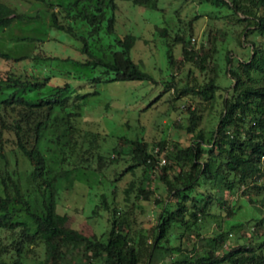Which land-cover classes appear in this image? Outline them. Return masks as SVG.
Here are the masks:
<instances>
[{"label":"trees","instance_id":"trees-1","mask_svg":"<svg viewBox=\"0 0 264 264\" xmlns=\"http://www.w3.org/2000/svg\"><path fill=\"white\" fill-rule=\"evenodd\" d=\"M27 1L28 10L18 11L0 0V262L22 264L29 257L35 258V264H139L137 245L145 239L126 226L127 211L108 202L101 192L96 207L100 204L108 211V227L99 234H86L68 222L65 211L57 210L56 195L59 181L69 178L73 170L92 172L104 161L103 154L96 153L97 167L87 162L96 152L99 132L82 131L73 123L81 114L82 98L98 89L80 93L70 79L89 85L156 80L130 56L136 36L114 31L116 0ZM130 1L150 8H156L157 2ZM203 1L227 8L242 24L243 38L238 40L249 43L248 52L242 56L225 49L228 86L221 88L213 75L203 82L192 75V83L178 86L172 74L163 85L176 93L199 95L209 108L218 104L213 124L205 131L196 127L200 115L187 106L183 127L191 135L185 146L172 145L163 151V139L149 143L141 137H115L129 153L128 163L115 177L133 173L138 166L148 173L159 163L161 152L167 160L158 174L167 197L154 198L160 210L151 227L145 264H264V214L206 236L199 231L201 221L214 215L209 211L213 200L229 216L238 207L227 200L230 194L239 189L251 203L249 194L264 190V0ZM154 27L167 35L166 26ZM176 30L171 40L181 42V58L200 71L206 69L210 53L200 54L184 36L185 30ZM59 32L68 39L61 40ZM50 39L62 42L69 51L45 48ZM25 43H31V48L21 51ZM165 52L172 62L168 42ZM111 150L124 153L115 145ZM75 153L80 161L62 167ZM133 189L130 180L123 188L124 201ZM135 190L137 199H148L151 192L142 180ZM173 228L178 230L174 235L178 244L167 243ZM194 236L205 240L199 253L194 252L195 243L186 246ZM172 252L175 255L170 256ZM155 255L160 260L152 262Z\"/></svg>","mask_w":264,"mask_h":264},{"label":"rangeland","instance_id":"rangeland-1","mask_svg":"<svg viewBox=\"0 0 264 264\" xmlns=\"http://www.w3.org/2000/svg\"><path fill=\"white\" fill-rule=\"evenodd\" d=\"M3 1L18 11L28 10L30 4L27 0ZM116 3L114 31L120 34L130 32L136 36L130 56L140 69L148 72L156 81L129 79L89 85L84 80L70 79L76 91L80 93L94 87L98 89L97 93L87 94L82 98L84 101L79 108L81 114L74 118L73 123L82 131L99 132L96 152L89 156L87 162L97 167L96 153L103 154L104 161L100 168L97 167L92 172L75 169L74 175L59 181L56 206L58 211H65L68 214V222L73 227L86 234L91 232L99 234L108 227V211L100 204L96 207L99 203V194L104 193L108 202L112 201L117 208L127 211L126 226L130 232L143 235L145 242L137 245L141 248L138 261L139 264H145L151 241V227L156 223L160 210V204H156L154 198L164 200L167 197L164 185L158 179V174L162 172L161 164H167V160L157 163L148 173L143 174L142 168L138 166L133 173L125 171L116 178V173L128 163L129 153L127 146H120L115 137L121 135L141 137L149 143L163 139V151L172 145L185 146L190 142L191 135V132L183 127L188 115L187 106L200 115L196 127L205 131L212 126L216 113L214 110H218L219 105L216 104L214 109L209 108V104H205L199 95L176 93L172 87L166 90L163 85L165 80L172 74L173 81L179 86L186 81L192 83V75L197 82H203L208 76L213 75L221 88L228 86L230 78L225 71L224 51L227 48L233 54L246 56L249 43L245 42L243 45L239 43L238 39L243 38L239 33L242 24L235 22L227 8H216L203 0H157L156 8L134 5L130 0H116ZM154 25L166 26L167 35H161ZM177 28L185 30L184 36L189 38L191 46L197 48L200 54L210 53L207 68L203 71L181 58V42L171 40ZM59 37L61 40L68 39L61 32ZM166 42L169 43L172 62H169L166 56ZM52 46L56 49L54 47L52 49ZM44 47L51 48L53 52H57V49L65 53L69 51L62 42L51 39L45 41ZM30 48L31 43H25L21 51ZM57 79L59 82L64 80L63 77ZM113 145L124 153L117 154L111 150ZM162 153L157 156L159 160L164 157ZM110 157L115 160L109 161ZM77 161H80V158L75 153L67 157L62 167H71ZM170 173L168 171V176ZM130 180L134 182V189L130 191L128 201H124L123 188ZM140 180L144 182L146 188L151 189L148 199L134 197L135 185ZM249 195L252 198L251 203L245 201L246 195L239 189L228 196L230 204L238 205L229 216H226L222 207L213 200L209 211L214 215L201 221L200 235L206 236L219 228H226L241 221H251L263 215L264 190ZM93 208L95 212H92ZM248 224L246 223L247 226ZM246 225L243 227L246 228ZM177 231L176 228L171 229L167 235V243L178 244L179 239L174 237ZM232 236L233 234L229 235L231 238ZM193 243L195 253L201 252L205 247V240L197 239L195 236L186 242V246L190 248ZM172 255H175V252L170 254ZM150 260L157 262L160 257L155 255ZM35 263V258L29 257L22 262ZM214 264L228 263L223 261Z\"/></svg>","mask_w":264,"mask_h":264},{"label":"built area","instance_id":"built-area-1","mask_svg":"<svg viewBox=\"0 0 264 264\" xmlns=\"http://www.w3.org/2000/svg\"><path fill=\"white\" fill-rule=\"evenodd\" d=\"M156 149H157L156 147L153 148L154 151H156ZM164 161H165L164 157H161V159L159 160V162H162V163H163Z\"/></svg>","mask_w":264,"mask_h":264}]
</instances>
